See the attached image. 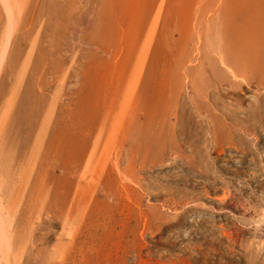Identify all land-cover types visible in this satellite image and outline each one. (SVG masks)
<instances>
[{
  "label": "rangeland",
  "instance_id": "obj_1",
  "mask_svg": "<svg viewBox=\"0 0 264 264\" xmlns=\"http://www.w3.org/2000/svg\"><path fill=\"white\" fill-rule=\"evenodd\" d=\"M0 43V264H264V0H0Z\"/></svg>",
  "mask_w": 264,
  "mask_h": 264
},
{
  "label": "bare ground",
  "instance_id": "obj_2",
  "mask_svg": "<svg viewBox=\"0 0 264 264\" xmlns=\"http://www.w3.org/2000/svg\"><path fill=\"white\" fill-rule=\"evenodd\" d=\"M250 2H251V1H250ZM261 3H262V2H261ZM229 4H230V3H229ZM3 5H5V4H3ZM11 5H12V4H11ZM246 5H247V3H246ZM6 6H7V5H6ZM12 6H13V5H12ZM12 6H10V7L13 8L14 6H13V7H12ZM224 6H225V5H224ZM224 6H223V7H224ZM224 8H225V7H224ZM8 9H9V8L7 7V10H8ZM13 9L15 10V7H14ZM247 9H248V8H247ZM16 10H17V9H16ZM224 10H225V9H224ZM12 11H13V10H12ZM5 15H6V13H5ZM7 15H9L8 12H7ZM10 15H11V14H10ZM10 15H9V16H10ZM9 16H8V17H9ZM247 17H248V16H247ZM12 18H13V17L11 16V19H12ZM12 20H13V19H12ZM222 23H223V22H222ZM234 26H235V25H234ZM260 29H261V28H260ZM241 34H243V33H241ZM249 37H250V36H249ZM236 38H237V37H236ZM224 39H225V38H224ZM225 40H226V39H225ZM231 40H232V39H231ZM240 41H241V40H240ZM242 41H243V40H242ZM250 41H251V40H250ZM1 42H2V41H1ZM230 42H231V41H230ZM228 43H229V41H228ZM261 44H262V43H261ZM0 45H1V43H0ZM226 45H229V44H225V47H226ZM246 45H247V44H246ZM251 46H252V44H251ZM227 48H228V47H227ZM254 48H255V47H254ZM257 49H258V48H257ZM246 50H247V49H246ZM243 51H244V50H243ZM227 52H228V51H227ZM261 53H262V52H261ZM1 54H2V53H1ZM1 54H0V55H1ZM245 54H247V53H245ZM239 56L242 58L241 54H239ZM247 56H248V55H247ZM243 58H244V57H243ZM258 58H259V57H258ZM240 60H241V59H240ZM0 65H1V64H0ZM244 65H245V64H244ZM253 65H254V64H253ZM245 66H246V65H245ZM234 76H235V75H234ZM237 78H239V77H237ZM262 97H263V96H262ZM217 101H218V100H217ZM263 212H264V211H263Z\"/></svg>",
  "mask_w": 264,
  "mask_h": 264
}]
</instances>
